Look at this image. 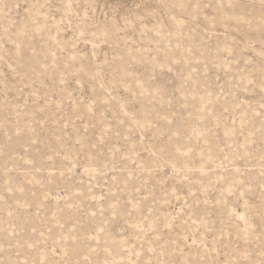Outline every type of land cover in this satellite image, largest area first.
<instances>
[{
    "label": "rangeland",
    "instance_id": "1",
    "mask_svg": "<svg viewBox=\"0 0 264 264\" xmlns=\"http://www.w3.org/2000/svg\"><path fill=\"white\" fill-rule=\"evenodd\" d=\"M0 264H264V0H0Z\"/></svg>",
    "mask_w": 264,
    "mask_h": 264
},
{
    "label": "bare ground",
    "instance_id": "2",
    "mask_svg": "<svg viewBox=\"0 0 264 264\" xmlns=\"http://www.w3.org/2000/svg\"><path fill=\"white\" fill-rule=\"evenodd\" d=\"M145 126V124L143 123V124H141V127H144ZM229 134V133H228Z\"/></svg>",
    "mask_w": 264,
    "mask_h": 264
}]
</instances>
